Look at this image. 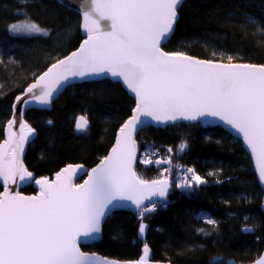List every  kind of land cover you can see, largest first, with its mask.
Returning a JSON list of instances; mask_svg holds the SVG:
<instances>
[{"label":"trees","instance_id":"16d2710c","mask_svg":"<svg viewBox=\"0 0 264 264\" xmlns=\"http://www.w3.org/2000/svg\"><path fill=\"white\" fill-rule=\"evenodd\" d=\"M19 22L35 23L47 34L12 33L10 26ZM86 38L80 14L57 0H0V143L16 97ZM162 48L205 60L229 62L232 56L231 62L264 65V0H182L174 31ZM134 107L120 81L104 78L69 85L49 107L25 109L23 119L35 136L23 161L33 180L51 179L69 164L87 170L95 166ZM79 115L89 121L85 132L74 129ZM182 143L186 146L180 151ZM137 144L145 160L155 161L136 162L135 172L143 179L151 180L154 166L169 169L166 206L143 216L140 210L114 211L102 226V237L82 244L84 251L140 260L147 244L149 260L172 264L250 263L259 257L264 249V188L240 138L220 124L179 122L141 130ZM188 168L206 183L190 190L177 187ZM3 189L0 181V193ZM20 191L38 190L32 181ZM141 223L147 224L144 236ZM245 227L252 231H242Z\"/></svg>","mask_w":264,"mask_h":264},{"label":"snow or ice","instance_id":"6c2138e0","mask_svg":"<svg viewBox=\"0 0 264 264\" xmlns=\"http://www.w3.org/2000/svg\"><path fill=\"white\" fill-rule=\"evenodd\" d=\"M86 2L90 6L82 13L87 38L77 51L43 72L22 96L16 97V103L47 105L72 78L110 74L120 78L135 94L136 105L120 128L110 154L91 169L83 184L72 182L82 166L68 165L56 174L54 181L46 177L35 180L40 186L36 196L13 192L9 182L16 184L17 177L22 183L33 179L19 156L34 129L22 122L20 135L10 133L0 144V180L4 187L0 193V264H115L82 252L81 238L99 234L102 219L121 208L122 201L135 205L141 216L155 211L152 198L166 197L170 186L167 178L142 179L133 168V134L144 123L141 117H151L159 123L218 118L242 135L255 159L259 179L264 182V65L231 63L232 56H228L229 63H220L164 51L162 43L174 31L182 0ZM101 20L110 23L105 28ZM9 30L14 34H47L35 23L13 24ZM29 94L30 99H24ZM15 124V118L9 120V129ZM87 125L88 120L82 115L75 128L83 131ZM184 147L181 145V150ZM186 172L191 175H185L177 187L190 190L194 184L206 183L193 168ZM145 201L151 202V206H146ZM207 223L215 221L209 218ZM144 231L145 225L141 223L139 232ZM242 231L251 232L252 228ZM143 251L137 264H147V244ZM256 264H264V258Z\"/></svg>","mask_w":264,"mask_h":264},{"label":"water","instance_id":"95a60500","mask_svg":"<svg viewBox=\"0 0 264 264\" xmlns=\"http://www.w3.org/2000/svg\"><path fill=\"white\" fill-rule=\"evenodd\" d=\"M57 1H59V2L62 3V4H64L65 6H68V7L72 8V9L76 10V11L80 14V17H81V30H82V32L87 36V33H86V31L84 30V27H83L84 20H83L82 9H83V10H86V9L90 6V3L86 2V0H57ZM178 6H179V5H178ZM109 23H110V22H109V21H106V20H101V21H100L101 26H102V27H105V28L107 27V25H108ZM170 35H171V34H170ZM164 43H165V42H164ZM164 43H162V45H163ZM81 44H82V43H81ZM79 47H80V46H79ZM79 47H78L76 50H74V51H72L71 53H69L68 55H66L65 57H63L62 59L66 58L67 56L71 55L73 52L77 51V50L79 49ZM163 50H164V49H163ZM164 51H165V50H164ZM166 52H167V51H166ZM186 55H188V54H186ZM188 56H192V55H188ZM192 57H195V56H192ZM195 58L200 59V58H198V57H195ZM201 60H205V59H201ZM214 62L228 63V62H221V61H214ZM231 63H235V62H231ZM236 63H239V62H236ZM242 64H248V63H242ZM256 65H259V64H256ZM42 74H43V73H42ZM39 76H40V75H39ZM104 78H110V79H114V80H118V81H120V82L122 83L123 87L126 89V91H127V92H128L133 98H134V100H135V105H136L135 94L132 93L131 90L128 89L127 86L123 84V82H122V80H121L120 78H113V77H111L110 74H104V75H102V76H100V77L83 78V79H82V78H72L68 84H66L65 86L61 87L56 93H54V96H53V99H52L51 103H52V102H53V101H54V100H55V99H56V98H57V97H58V96H59V95L65 90V88L68 87L69 85H72V84H75V83H78V82H81V81H84V80H87V79H104ZM34 82H35V81H33L32 83H34ZM32 83H31V84H32ZM31 84H30V85H31ZM30 85H29V86H30ZM29 86H28V87H29ZM25 91H26V90H25ZM25 91H24V92H25ZM30 95H31V94H29V96H27V97H24V99H30ZM20 96H22V94H21ZM51 103H50V104H51ZM50 104H47V105H40V104H38V103H36V102H30V103H28V104H24L23 102H21V103H16V101H15V103H14L15 108H14V111H13V114H12L10 120H12L13 118H15V119H16V124L13 125V127H12L11 129H9V127H8V123L6 124L4 140H3L0 144H3L4 141H5L6 139L9 138V134H10V133H14L17 137L20 135V123L25 122L24 119H23V114H24V110H25V109L30 108V107H49ZM21 112H22V115H21ZM14 113H15V116H14ZM132 114H133V113H132ZM80 116H82V115H79V116L75 119V123H76V120H77ZM130 117H131V116H130ZM130 117H129V118H130ZM129 118H128V119H129ZM128 119H127V120H128ZM141 119L144 121V123L141 124V125H139L138 128H137V131L133 134V139H134L135 142H136V161H135V163H134V165H133L134 170H135V164H136V162H137L138 153H139L138 144H137V135H138V133H139L141 130H143V129L149 127V126L165 127L166 125L173 124V123H179V122H190V123L200 122V123H202L203 125H215V124H220V125L223 126L224 129H226L227 131H229L233 136H235V137H237V138H240V139L242 140L244 148L246 149V151L250 154V156H251V158H252V161H253V164H254V168H255V172H256L257 178H258V180H259V182H260V185L264 188V182H261L260 179H259V172H258V170H257V168H256L255 159H254V157H253L252 154H251V150L247 147L246 143L243 141L242 135L238 134V133H237L235 130H233L229 125H226L223 121L219 120L218 118H214V117H201V118H199V119H197V120H184V119H177V120H175V121H168V122H166V123H159V122H157V121L152 120L151 117H141ZM127 120H126V121H127ZM126 121H125V122H126ZM8 122H9V121H8ZM125 122H124V123H125ZM124 123H123V124H124ZM123 124H122V126H123ZM88 126H89V121H88L87 128H88ZM122 126H121V127H122ZM121 127H120V128H121ZM87 128H86V129H87ZM74 129H75V131H77V132H85V131H86V129L83 130V131H78V130L75 128V126H74ZM119 130H120V129H119ZM119 130L117 131V133H116V137H115V140H114V143H113L112 147L109 149V151H108V153L106 154V156L110 154L111 149L115 146L116 140H117V138H118V136H119ZM34 136H35V132L33 133L32 137H30V139H29L28 141L25 142L23 153L20 154V156H19V158L21 159L23 165H24L23 157H24V154H25V151H26L27 145L32 141V139L34 138ZM106 156H105V157H106ZM103 158H104V157H103ZM103 158H102V159H103ZM102 159H101V160H102ZM101 160H100L95 166H93L92 168L98 166V165L100 164ZM69 165H73V166H75V165H81V166H82V168H81L80 170H78L77 174H76L75 176L72 177V182H73L74 184H83V182H84L86 179H88V173H90V171H91L92 168H90L89 170H87V169L85 168V166H83L82 164H69ZM67 166H68V165H67ZM67 166H65V167H67ZM24 167H25V165H24ZM65 167H63L62 169H64ZM25 168H26V167H25ZM62 169H61L59 172H61ZM59 172H58V173H59ZM44 178H45V177H44ZM38 179H42V178H38ZM47 179H48L49 181H54V180L56 179V174L53 176V178H51V179H50V178H47ZM36 180H37V179H36ZM0 181L2 182V180H0ZM32 181H34V186H35V188L38 190L35 194H25V193H23V192L20 191V189H21L25 184H27V183H29V182H32ZM148 181H151V180H148ZM169 182H170V181H169ZM2 183H3V182H2ZM8 187H9V189H11L13 192L19 191V192H20L22 195H24V196H36V195H38L39 192H40V186L37 185V184L35 183V180H33V179H31L30 181H26V182H23V183H22V182L19 181V178L17 177V182H16V184H12L11 182H9ZM3 191H4V189H3ZM3 191H2V192H3ZM170 191H171V183H170V186H169V189H168V194H167L166 197H163V198H161V197H153L152 200H166L167 197H168V195H169V193H170ZM2 192H1V193H2ZM147 202H149V201H145V203H147ZM120 203H121L123 206H122L121 208H118V209L115 210V211H118V210H125V211H129V212H136V211L140 210V209H137V208L135 207V205L131 204V202H128V201H122V202H120ZM262 209H263V211H264V201H263V204H262ZM113 212H114V211L110 212L108 215H106V217H104V218L102 219V221H101V232H100L99 234H96L93 238H90V239L81 238V240L79 241V247H80V250H81L82 252L86 253V254L89 255V256H92V254H95L96 257H99V258H107L108 260L114 261L115 264H137V262H138L139 260H119V259L109 258V257L103 256V255H101V254H99V253H96V252L84 251V250L81 248V245H82V244H90V243L96 242V241H98V240L102 237V226H103L105 220H106V219H107V218H108ZM144 225H145V231H144L143 233H141L142 236L145 235V232H146V230H147V224H144ZM250 228H251V227H250ZM261 258H264V249H263L262 252L260 253L259 257H258L256 260H254V261H252V262H250V263H238V262H236V261L233 260V259H229V260H227V264H256V262L259 261ZM147 264H172V263H171V262H166V261H153V260H147Z\"/></svg>","mask_w":264,"mask_h":264},{"label":"built area","instance_id":"2783aa9c","mask_svg":"<svg viewBox=\"0 0 264 264\" xmlns=\"http://www.w3.org/2000/svg\"><path fill=\"white\" fill-rule=\"evenodd\" d=\"M152 156H154V153L152 154ZM146 159V156L144 155V154H139L138 155V160H141V161H143V160H145ZM150 160H152L151 158H150ZM152 163H155V161H152ZM152 163H150V164H152ZM155 165V164H154ZM154 170L152 171V173H151V178L152 179H162V178H167V172H165L164 171V169L165 168H158L157 166H154V168H153ZM187 170V169H186ZM186 170L185 171H182L181 172V177H184L185 175H191V174H188L187 172H186ZM154 202H156V207H155V209L156 208H158V207H165L166 206V203L163 201V200H153ZM145 205L146 206H151V202H147V203H145Z\"/></svg>","mask_w":264,"mask_h":264},{"label":"rangeland","instance_id":"374dc122","mask_svg":"<svg viewBox=\"0 0 264 264\" xmlns=\"http://www.w3.org/2000/svg\"><path fill=\"white\" fill-rule=\"evenodd\" d=\"M15 24H16V25H20V26H22V25L27 24V22H19V23H15ZM12 25H13V24H12ZM11 32H12V31H11ZM12 33H13V32H12ZM228 63H229V62H228ZM181 145H185V146H186V144H185V143H182V144L179 145V149H180V151H182V150H181ZM184 148H185V147H184ZM184 148H183V149H184ZM137 175L143 179V177H142L141 175H139V174H137ZM198 216L201 217V218L203 219V221H206V222H207V219H209V217L206 216L205 214H199ZM146 260H149L148 256H147Z\"/></svg>","mask_w":264,"mask_h":264}]
</instances>
